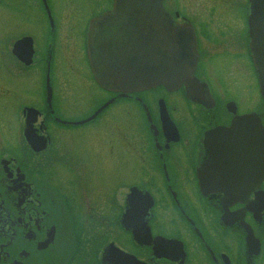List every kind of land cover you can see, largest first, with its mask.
Listing matches in <instances>:
<instances>
[{
    "label": "flooded vegetation",
    "instance_id": "af4514ba",
    "mask_svg": "<svg viewBox=\"0 0 264 264\" xmlns=\"http://www.w3.org/2000/svg\"><path fill=\"white\" fill-rule=\"evenodd\" d=\"M112 3L0 0V264H129L121 252L141 264H264V205L256 203L264 191V145L244 154L242 199H233V185L226 187L231 196L221 189L219 181L233 174L207 175L204 181L214 185L199 184L209 155L206 131L244 113H254L264 127L250 0H162L173 25L194 34L197 99L183 84L129 92L96 84L88 32ZM61 66L74 70L76 87H68ZM238 73L254 75L256 109L239 111L229 96ZM121 104L125 117H115L109 109ZM96 120L113 142L98 143L93 154L111 160L123 148L135 162L122 169L112 159L120 172L107 180L97 173L107 159L84 158L92 144L69 139L70 129ZM155 240L174 246L155 250ZM161 250L176 259L156 256Z\"/></svg>",
    "mask_w": 264,
    "mask_h": 264
},
{
    "label": "water",
    "instance_id": "95a60500",
    "mask_svg": "<svg viewBox=\"0 0 264 264\" xmlns=\"http://www.w3.org/2000/svg\"><path fill=\"white\" fill-rule=\"evenodd\" d=\"M250 9V49L259 93L264 97V0H250ZM87 57L95 82L104 89L129 92L162 85L173 90L183 84L188 96L197 99L199 81L193 74L197 61L194 34L182 25H173L162 0H113L111 8L90 25ZM258 143L264 145V127L254 113L235 115L228 126L206 131L204 145L209 155L200 168L201 188L214 185L204 181L207 175L233 174L232 179L219 181L221 189L231 196L230 188L226 187L233 185V199H242L237 195L243 191L244 181L238 176L244 173V154L257 150ZM261 151L264 152V146ZM260 170L263 175V158ZM256 203L257 209L263 207L264 191ZM172 246L169 241L154 242L155 250ZM177 247L182 257L180 243ZM155 255L176 259L165 250ZM121 256L129 264H141L131 255L121 252ZM179 264H183L182 260Z\"/></svg>",
    "mask_w": 264,
    "mask_h": 264
},
{
    "label": "rangeland",
    "instance_id": "374dc122",
    "mask_svg": "<svg viewBox=\"0 0 264 264\" xmlns=\"http://www.w3.org/2000/svg\"><path fill=\"white\" fill-rule=\"evenodd\" d=\"M241 61V59L239 58ZM78 71V73H86V69L84 68H77L75 69ZM58 71L62 73V78L65 79L68 82V87L75 86L73 84L75 82V78L73 75L74 70H71L69 68H65L64 66H61L58 68ZM229 86V96L232 97L238 106L239 111H245L248 109H256L258 105V92L254 80V75L252 73H246L244 75L236 74L233 78H230V84ZM76 87V86H75ZM80 90L82 91V84L78 82V94H80ZM85 105V104H84ZM122 106V108L125 106V104L117 105L109 109L110 113L114 115L115 117L118 116H124V111L119 107ZM67 109V108H66ZM83 108L81 107L79 111H81ZM133 113L136 114V111L133 110ZM12 115V114H11ZM74 116V115H72ZM10 126H12L14 119L9 116L8 118ZM109 129L104 126L100 120H96L95 122L86 125L82 128L78 129H70V134L73 138H69L70 142H73L74 145L77 144H92V146L85 147V151L81 153L84 158L87 156L92 161L98 160L101 161L102 159H107L101 163V165H97V173L100 177V180H107L109 178V173H119L120 169H116L115 171V165L116 163L113 162L112 159L118 158L120 161L117 162L118 166L121 165L122 169L124 166H132L135 162L131 160V158L126 154L122 148V156L118 149L114 151L113 157H111V160H108L109 157L107 153H100L99 151H96L97 154H93V150H90L92 148H97L96 145L101 142H113V135L108 134ZM103 132H106L105 136ZM122 144V141H120ZM140 163V161H138ZM116 173V174H117ZM137 177H131V176H125L123 175L122 180H131L136 179Z\"/></svg>",
    "mask_w": 264,
    "mask_h": 264
}]
</instances>
